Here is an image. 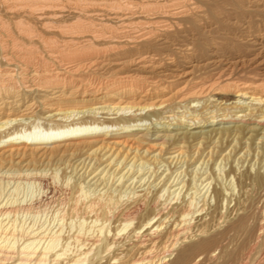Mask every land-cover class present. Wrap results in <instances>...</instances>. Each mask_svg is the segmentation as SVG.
I'll list each match as a JSON object with an SVG mask.
<instances>
[{
    "label": "bare ground",
    "instance_id": "6f19581e",
    "mask_svg": "<svg viewBox=\"0 0 264 264\" xmlns=\"http://www.w3.org/2000/svg\"><path fill=\"white\" fill-rule=\"evenodd\" d=\"M22 3L14 33L0 26V264H205L233 239L227 264H264V69L213 55L202 63L210 71L192 75L215 0ZM176 54L191 56L190 70L176 68ZM171 112L191 114L190 125L234 124L141 128ZM42 123L50 132L32 136ZM246 156L256 168L236 173L232 162ZM219 158L236 192L212 181ZM23 183L36 188L28 198L18 195Z\"/></svg>",
    "mask_w": 264,
    "mask_h": 264
},
{
    "label": "rangeland",
    "instance_id": "374dc122",
    "mask_svg": "<svg viewBox=\"0 0 264 264\" xmlns=\"http://www.w3.org/2000/svg\"><path fill=\"white\" fill-rule=\"evenodd\" d=\"M6 2L8 4H13V5L16 4V3L17 4H21L22 2H25V3H22L23 5H25V4H28L30 2H34V0H22V1L21 0H15V1L14 0H6ZM6 2L5 3L0 2V16H1L0 19L2 20V21H0V26L3 25L6 28H8L9 30H11V32L14 33L15 29L17 27H19V25H20L19 23L23 22V18L18 19L19 16H18V12L17 11L19 9L17 10V8H18L17 4L14 6V10L12 11V9H7L6 8ZM215 2L217 3L216 5H218L217 10L213 8L215 13L214 14L212 13L213 15L211 14L209 19H207V21L204 22V24H207L204 29L205 30H210V31L209 32H201L200 31L198 33L199 37H200V40H199L200 42H198V45L200 46L199 48L201 49V52H197L196 55H195L194 60H191L192 63H197L199 65L196 69H194L195 72H193L192 75H196V74H198L199 72H202V71H207V72L210 71L209 69L204 70L203 69L204 67L202 66V63L204 62V60H206L207 57H212L213 55L214 56H220L221 58L225 57V58L230 59V60L238 59V58H241L243 60V58H244V60H243L244 64L243 65H245V63H247L245 66L249 65L250 67H252V66L255 65L254 68L264 69V0H249V1L248 0H219V1L215 0ZM224 3L226 5H224ZM224 6H225V9H222V8H224ZM188 58L190 59L191 56H186V57L183 58L182 55H180V54L177 55L176 54V57H175V61L177 63L176 64L177 65L176 68L178 70H182V71L190 70L189 66H188L189 63L187 62L189 60ZM189 76L190 75L179 77L176 80L177 82H175V83H178V82H181V81H185ZM155 91L153 92L154 94L158 93L157 90H155ZM167 91H168V89L165 88L161 92V94L163 93L165 96L169 95V94H167ZM87 97L88 96H86V98ZM242 100L247 101L244 98L241 99L240 101H242ZM201 103H202V101L197 102L195 105H200ZM238 104L241 105L242 103L239 102ZM198 109L199 108H197V110ZM183 110L185 112H187V113L190 112L189 110H186L184 107L174 108V111H183ZM100 112H102V113H100ZM104 112H105L104 110L103 111H99L98 114H96V116L99 117V118L100 117H105L106 114H104ZM220 112L221 111H217L216 114H218ZM141 113H143V111H141ZM47 114H49V113H47ZM170 114L172 116H169L168 118H161V116H163L164 114H161L159 116H150L149 118L144 119L142 122H140V123L143 124L141 126V128H144L145 126H147L148 129H149V132L153 133L157 129H162L163 128L161 126L162 124H164V125L167 124L168 125L167 128L173 130V132L175 130L178 131V132H181V131H184V130L185 131L187 130L189 132H194V131H199V130H202V131L209 130V129H211L213 127H216V126H219V125L220 126L222 125V126L225 127L227 125L230 126V125L234 124V122H226V123H222V124H217L216 121H218V119H219V117L217 116L215 121H213V122H210V123H205L204 122V123H202L201 121H198V122H194V124L190 125V121L187 120L186 118L188 116H191V114L182 115V114H180V112H177V113L171 112ZM78 116L79 115L71 116L69 118V120L72 117H75L74 119H76ZM177 117H181V119L178 120ZM198 117H199V115H198ZM225 118L228 119V115ZM223 121H225V120H223ZM40 122L41 121H38V124ZM161 122H163V123L161 124ZM175 122L181 123L182 126H181V124H180V126L174 125ZM136 123H139V122H136ZM201 124H202L203 127L200 126ZM196 126H198V127H196ZM189 127H195V128H189ZM49 132H50V130H48L47 126L43 125V123H42V125H39V127L36 128V130L35 129L31 130L32 136H36V137H39V138L46 136ZM23 135L27 136V134L25 132L23 133ZM151 137H154V134L151 135ZM256 141L257 140H255V143L253 144V147L259 146V144ZM211 145L212 144H208V147H210ZM229 147L230 146L225 148V150H223L220 153L221 154H226L228 152V150H229ZM184 149H185V147H183V150ZM208 150L209 149L207 148V149H205L203 151L202 157L204 156V154H206L208 152ZM157 151H158L157 149L154 150L153 152L150 153L149 156H151L152 154H156ZM243 151H244V149L240 150V152L237 153L234 156V158L237 159L240 156L242 158L244 156V155H242ZM254 155H255V153H254ZM165 156L168 157L169 154L165 153L163 155V157H165ZM247 157L248 156H246L245 161H244V163H243V165L241 167H239L240 163L236 165V160H234L232 162L231 166L233 165L235 167V169H236L235 172L236 173H238L239 171L244 169L246 164H250L251 163L250 165H252L253 163H255L254 167L250 166L251 168H249V171H251V172H253V170L256 168V160H254V157L250 160V162H247V160L249 158V157L248 158ZM170 159L171 158H169L167 162H169ZM206 159H207V157L205 158V160ZM220 159L221 158H219L213 164V171L215 170V173L213 174L212 181L215 180L216 187H219L220 189L222 188V190H224V191L226 190V188H228L230 186L231 189H233V191L236 192L237 187L235 186L234 180L232 179L233 177L232 176L225 177V175H224L225 171L229 168L230 164H229V162L226 163V161L223 162ZM174 160H172V162L169 164L170 168L173 166ZM263 162L264 161H261L259 163V165H261ZM163 163L164 162L159 163L157 165L158 168H157V171H156V175L160 171H162L163 169H166V164H163ZM204 163H205V161H204ZM180 164H181V161L178 164L176 163L175 166L179 167V166H181ZM209 164H210V160L208 161V164H207V166L204 169V171H205L204 175H207L209 173V171H208V165ZM175 166H174V168H176ZM204 166H205V164L202 165V168H201L200 172L203 171ZM144 167H145V169H144ZM144 167H143V171L142 172L144 173V172L147 171L146 174H145V177H146V176H148V174L152 170V165H147V163H146L144 165ZM184 167L185 166L183 165L182 167L177 168L175 170V172L172 174V177L174 176V174L176 172H179V171L183 170ZM237 167H239V168L237 169ZM190 168L191 167H189L188 170H190ZM126 169H127V167L122 171V173ZM261 169L263 170L264 168L263 167L260 168V171H261ZM129 172L130 171H128L126 173V175L124 176L123 179L126 178L127 174H129ZM167 172H168V170H164L163 171V175L166 174ZM73 175H74V173L72 172L71 176H73ZM77 176H78V174H76L74 177L70 178V180L73 179V178H76ZM181 176H182V173H181ZM152 177H153V174L151 175L149 181L152 179ZM161 177H163V176H161ZM88 179H89V177L87 179H85L84 181L86 182ZM95 179H96V177L91 179L89 181V183H92ZM117 183H118V181H116L112 185L111 188L113 189V187L116 186ZM227 183L229 184V186H228ZM107 186H108V184H107ZM135 186H136V184H135ZM19 188H18V195L21 196L22 198H28L30 195H32V193L34 194V192L36 191V188L33 185H30L28 183L21 184L19 186ZM223 188H225V189H223ZM103 190L104 189H102V191ZM235 192H233V193H235ZM226 193H228V191ZM212 200H213V198H209L208 201H210V204L213 203ZM231 204H232V202L229 204V206ZM222 210L224 211V208ZM48 218H49V214L41 215L40 218H36V219L37 220L39 219V224H40L41 222L47 220ZM33 219H35V218H33ZM28 220H30V218H28L26 220V222H28ZM54 223H55V221L53 222L52 225H54ZM223 223L221 225H223ZM57 224H58V222H57ZM50 225H51V223H50ZM234 240H235V242H234ZM236 240L237 239H233L232 241L228 242V244H229L228 246H227V242H225L224 244L227 247H225V246H224L225 248L222 247L223 248V252H222V248H220V249L218 248V249L214 250L212 252L211 256L209 257V259L208 260L206 259L204 261L205 264H213V263H215V264H217V263L227 264L228 263V261H226L227 258L229 260V257H228L227 254H228L229 251H231V249L232 250L234 249V247H235L234 245L238 244L237 243L238 240H237V242H236ZM226 248H227V250H226ZM224 250H226V251L224 252Z\"/></svg>",
    "mask_w": 264,
    "mask_h": 264
}]
</instances>
